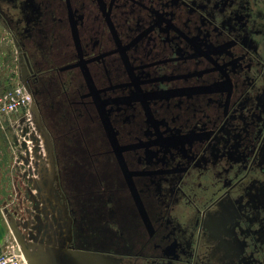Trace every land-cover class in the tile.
Listing matches in <instances>:
<instances>
[{
  "label": "flooded vegetation",
  "instance_id": "1",
  "mask_svg": "<svg viewBox=\"0 0 264 264\" xmlns=\"http://www.w3.org/2000/svg\"><path fill=\"white\" fill-rule=\"evenodd\" d=\"M1 54L53 156L37 264H264V0H0Z\"/></svg>",
  "mask_w": 264,
  "mask_h": 264
},
{
  "label": "rangeland",
  "instance_id": "2",
  "mask_svg": "<svg viewBox=\"0 0 264 264\" xmlns=\"http://www.w3.org/2000/svg\"><path fill=\"white\" fill-rule=\"evenodd\" d=\"M21 114L22 115L16 117L17 119L13 122L14 126L12 125L10 128L17 133V137L15 136L17 146L16 161L22 167L20 171L23 178L21 184L24 185L26 189V203L22 205V203L19 202L20 205L16 217L9 219L10 223L13 221L15 222L16 231L20 236L21 228L22 230L24 228L23 224L25 223L26 225L27 222L31 223L34 217L33 213L36 214L39 212L38 208L40 207L41 198L51 195L52 185L50 181L53 172V156L46 134L43 133L45 131L39 129L35 121H31L30 124L23 117V112ZM38 201L39 203L36 206L35 204ZM25 209H28V213L31 211L32 214L25 215ZM51 210L52 213H54V210ZM55 225L54 223V226ZM50 228L49 233L51 236V234H53V227ZM66 228L67 227L64 225V230L68 233ZM50 236L48 239L53 240ZM61 242L66 244L67 239H63ZM56 252L57 251H55V253L50 250L48 251L47 259L50 261L49 264H53L59 256L58 254L60 251L57 254Z\"/></svg>",
  "mask_w": 264,
  "mask_h": 264
},
{
  "label": "crops",
  "instance_id": "3",
  "mask_svg": "<svg viewBox=\"0 0 264 264\" xmlns=\"http://www.w3.org/2000/svg\"><path fill=\"white\" fill-rule=\"evenodd\" d=\"M0 92L9 85V65L11 57L7 54L0 56ZM15 114L0 117V252L13 243L14 235L10 228V218H15L19 208V202L26 203L25 186L21 184L22 167L16 161V131L11 129L18 115ZM14 126V125H13ZM16 136V137H15ZM25 205V204H24Z\"/></svg>",
  "mask_w": 264,
  "mask_h": 264
},
{
  "label": "built area",
  "instance_id": "4",
  "mask_svg": "<svg viewBox=\"0 0 264 264\" xmlns=\"http://www.w3.org/2000/svg\"><path fill=\"white\" fill-rule=\"evenodd\" d=\"M35 106L30 93L21 83L13 82L0 92V117L22 111L25 120L30 124L31 121L36 123ZM13 240L12 244L0 252V264H28L22 247L15 237Z\"/></svg>",
  "mask_w": 264,
  "mask_h": 264
},
{
  "label": "water",
  "instance_id": "5",
  "mask_svg": "<svg viewBox=\"0 0 264 264\" xmlns=\"http://www.w3.org/2000/svg\"><path fill=\"white\" fill-rule=\"evenodd\" d=\"M28 74V71L26 68H24L23 71V77L25 78ZM35 116H36V123L37 127L45 132L46 130L43 128L39 113L37 111V107L35 106ZM47 137V135H46ZM14 222V221H13ZM10 223V228L12 229V233L17 240L18 244L22 247L24 256L26 260L28 261V264H37L33 257H31L30 252H27V250L24 248L23 240L21 236L16 231V225L14 223ZM15 225V226H14ZM69 262L67 264H114V260H112L109 256H104L102 254L92 253V252H83V251H70V254L68 255Z\"/></svg>",
  "mask_w": 264,
  "mask_h": 264
},
{
  "label": "bare ground",
  "instance_id": "6",
  "mask_svg": "<svg viewBox=\"0 0 264 264\" xmlns=\"http://www.w3.org/2000/svg\"><path fill=\"white\" fill-rule=\"evenodd\" d=\"M72 251V250H71Z\"/></svg>",
  "mask_w": 264,
  "mask_h": 264
}]
</instances>
